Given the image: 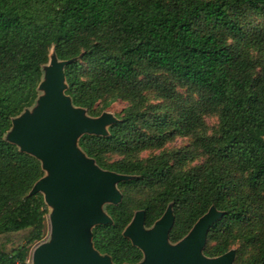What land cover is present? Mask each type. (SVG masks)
I'll return each mask as SVG.
<instances>
[{
    "label": "trees",
    "instance_id": "16d2710c",
    "mask_svg": "<svg viewBox=\"0 0 264 264\" xmlns=\"http://www.w3.org/2000/svg\"><path fill=\"white\" fill-rule=\"evenodd\" d=\"M254 16L264 19V0H0V264H27L45 235L48 206L30 195L45 177L42 163L6 135L41 96L52 50L59 61L81 57L65 69L76 107L99 117L114 101L130 103L108 136L85 135L79 146L107 170L139 175L131 189L161 188L140 207L146 226L173 204L182 221L170 235L175 243L215 207L225 216L207 254L224 255L240 241L255 252L247 264H264V64L254 55L263 53L264 25L251 24ZM153 95L161 102L145 108ZM213 115L219 128L206 135L204 119ZM179 137L192 146L138 158ZM111 155L124 159L106 164ZM196 156L204 162L184 169ZM127 207L93 229L95 249L114 264L143 260L124 236Z\"/></svg>",
    "mask_w": 264,
    "mask_h": 264
},
{
    "label": "water",
    "instance_id": "95a60500",
    "mask_svg": "<svg viewBox=\"0 0 264 264\" xmlns=\"http://www.w3.org/2000/svg\"><path fill=\"white\" fill-rule=\"evenodd\" d=\"M74 62H61L55 54L52 56L51 65L44 67L37 107L14 119L6 135V140L21 152L38 159L47 173L31 195L43 194L47 206L53 209V239L35 251L33 264H113L109 256L95 249L93 229L113 224L102 207L122 201L117 186L130 177L102 170L79 147L85 135L108 136V128L117 121L110 114L90 118L73 105L66 94L65 69ZM224 216L212 207L182 242L173 245L170 232L175 217L171 207L151 230L146 229L145 213L139 212L124 236L144 254L140 264H234L235 251L216 259L203 255L210 230Z\"/></svg>",
    "mask_w": 264,
    "mask_h": 264
},
{
    "label": "rangeland",
    "instance_id": "374dc122",
    "mask_svg": "<svg viewBox=\"0 0 264 264\" xmlns=\"http://www.w3.org/2000/svg\"><path fill=\"white\" fill-rule=\"evenodd\" d=\"M250 20H251L250 21L251 24H253L255 26L264 25V19H262V18H257V17L254 16ZM54 54H55L54 50H52L51 51V55H50V61L45 67L51 65V59H52V56ZM254 55L257 58L261 57V59L263 61V64H264V49H263V53L262 54L254 52ZM80 59H81V57H78L76 59H73V61L74 60L75 61H79ZM259 71H261V70H259ZM67 86H68V84H67ZM179 93L181 95H187V91L185 89H179ZM42 94H44V93L42 92ZM151 101L152 102L148 103L145 106V108H147L148 105L157 104V103L161 102V101L157 100V98L154 95L151 96ZM102 105H103V100H100L99 102H97L95 104V108H101ZM130 106H131L130 103L125 101V100L114 101V102H112L110 105H108L106 107V109L101 114V116L104 115V114L112 115L117 121L114 124V125H116V124H118V123H120L122 121L123 117H125V112H126V110L129 109ZM36 107H37V104L33 108H30L29 110L31 112H33ZM77 108H80V107H77ZM82 109L86 112V115L88 117L97 118V117L93 116L91 113H89V111L87 109H85V108H82ZM152 114H153V112H148L147 115L150 116ZM204 120H205V124H206V127L204 129L205 134L206 135L214 134L219 128L218 116L217 115L208 116V117H205ZM114 125H112V126H114ZM109 128H108V131H109ZM108 135H109V132H108ZM192 143H193V138L179 137V138H176L174 141H171V142L167 143L160 150L157 149V150H153V151H144V152L140 153L138 158L140 160H147V159H149L151 157L158 156L160 154L172 155V154H174V153H176L178 151H182V150H185V149L189 148L190 146H192ZM122 159H124V156L111 155V156H107L105 163L106 164H110V163H114L116 161H120ZM203 162H204V158L202 156H196L195 160L193 162H189L184 169H189V168L196 167V166L200 165ZM95 163L102 170L110 171V170H107V169L103 168L102 166L98 165L96 161H95ZM46 174L47 173H45V175ZM125 176H128V175H125ZM129 177H130V179L128 181L122 182V183H120L117 186L118 190L120 191V193L122 195V201L119 204L105 203L103 205V207H102V211L113 221L110 211L120 209L121 206L126 205V206H128L127 208L129 209V212L132 214V219H131L130 224L132 223V221L135 219V216L139 212H144L145 213V224H146V211L144 209H141L140 207L142 205H144L147 201H149L150 198H152L157 193H159L161 191V188H158V187H155V186L150 187V185L148 184V185L143 186V188H141V189H136V190L131 189V187L129 185H127V183L136 180L137 178H139V175H133V176H129ZM30 195H31V193H30ZM41 195H43V194H41ZM43 197H44V195H43ZM127 199H129L132 203H126L125 200H127ZM44 200H45V198H44ZM169 207L172 208L173 214H174V217H175L174 225H173V228H172V230L170 232V235H171L172 232L177 231V230L180 229V222H182V221H180V218L177 216L173 204H170L167 207V209ZM48 209H49V214L47 216V224L45 225L44 238L42 239L41 242L37 243L36 245H34L33 247L30 248V250H29L30 254H29V257H28V260H27V264H33V256H34L35 251L40 246L50 243L52 241V239H53L52 226H51V220H50V217H51V215L53 213V209L51 207H49V206H48ZM167 209L165 210V212L158 219L155 220V222L153 223V225L151 227H147L146 226V229L151 230L155 226V224L164 216V214L166 213ZM129 225L127 227H129ZM194 226H193V228H194ZM192 229L186 235L182 236V238L179 241L182 242V240H184L190 234ZM241 232L242 231H241L240 227H235L233 229V234L234 235H236L238 233H241ZM209 234H210V232H209ZM209 234H208L206 246H205L204 251H203L204 254L207 255V257L210 258V259H216L218 257L223 256V255H220V254H217V255H214V256H209L207 254V251H209V250L213 249L214 247H216L217 244L220 242L219 240H216V241L215 240H209ZM222 239H224V238H222ZM230 241H233V239H230ZM228 251L229 252H231V251H235L236 252V259H235V263L234 264H238V263L247 264L249 262V260L252 258V256L255 254V252L251 249V247L245 248L244 244L241 243L240 241L234 242L231 245V247L229 248ZM229 252H227V253H229ZM101 255L102 256H106V255H103V254H101ZM143 261H144V259H143Z\"/></svg>",
    "mask_w": 264,
    "mask_h": 264
},
{
    "label": "flooded vegetation",
    "instance_id": "af4514ba",
    "mask_svg": "<svg viewBox=\"0 0 264 264\" xmlns=\"http://www.w3.org/2000/svg\"><path fill=\"white\" fill-rule=\"evenodd\" d=\"M124 232H125V231H124ZM182 241H183V240H182ZM170 242H171V244L176 245V244H179L181 241H178V242H175V243H174V242H172V241L170 240ZM203 255H204L206 258H208L207 255L204 254V252H203ZM106 256H107V255H106ZM109 257H110V256H109ZM110 258H111V257H110ZM111 259H112V258H111ZM143 259H144V254H143ZM209 259H210V258H209ZM142 261H143V260H142ZM142 261H141V262H142ZM112 262H113V261H112ZM141 262H140V263H141ZM140 263H139V264H140ZM113 264H114V263H113Z\"/></svg>",
    "mask_w": 264,
    "mask_h": 264
}]
</instances>
